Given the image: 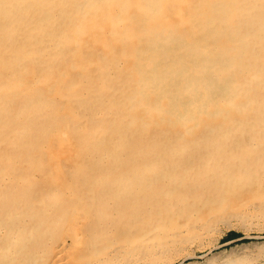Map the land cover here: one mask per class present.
I'll return each instance as SVG.
<instances>
[{
	"label": "bare ground",
	"instance_id": "bare-ground-1",
	"mask_svg": "<svg viewBox=\"0 0 264 264\" xmlns=\"http://www.w3.org/2000/svg\"><path fill=\"white\" fill-rule=\"evenodd\" d=\"M254 201L264 0H0V264H168Z\"/></svg>",
	"mask_w": 264,
	"mask_h": 264
},
{
	"label": "rangeland",
	"instance_id": "rangeland-1",
	"mask_svg": "<svg viewBox=\"0 0 264 264\" xmlns=\"http://www.w3.org/2000/svg\"><path fill=\"white\" fill-rule=\"evenodd\" d=\"M260 204L263 206L256 208L254 201L249 207L244 206L243 210L227 215L223 219L226 223L217 222L209 237L204 236L202 241L185 246L168 264H226L238 260L264 264V201Z\"/></svg>",
	"mask_w": 264,
	"mask_h": 264
}]
</instances>
